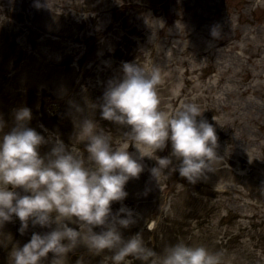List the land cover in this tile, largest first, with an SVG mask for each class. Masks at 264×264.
Instances as JSON below:
<instances>
[{"label": "rangeland", "instance_id": "1", "mask_svg": "<svg viewBox=\"0 0 264 264\" xmlns=\"http://www.w3.org/2000/svg\"><path fill=\"white\" fill-rule=\"evenodd\" d=\"M214 24L222 38L211 36ZM125 61L161 67V110L173 114L197 102L216 125L220 158L196 183L178 170L153 178L154 149L124 137L128 126L90 107L103 102ZM24 105L32 109L29 126L48 141L41 154L58 137L87 158L78 122L92 114L115 147L142 159L145 170L126 184L129 195L112 204L114 212L122 204L135 210L136 222L121 229L125 238L142 232L157 251L183 240L224 250L225 264H264V0H0L4 131ZM171 152L169 141L156 155ZM21 223L14 216L0 228V264H12L13 248L33 232L51 230L29 221L22 233ZM74 253L86 254L83 264H112L109 252L84 244L68 253V264H80L70 260Z\"/></svg>", "mask_w": 264, "mask_h": 264}, {"label": "clouds", "instance_id": "2", "mask_svg": "<svg viewBox=\"0 0 264 264\" xmlns=\"http://www.w3.org/2000/svg\"><path fill=\"white\" fill-rule=\"evenodd\" d=\"M210 34L222 38L220 25L214 24ZM162 79L159 65L148 71L137 62L125 61L122 75L108 81L103 102L90 107L98 106L104 119L128 126L124 137L154 149L153 178L178 170L194 184L220 158L216 125L203 117L205 109L197 102H185L173 114L161 110ZM32 115L29 106L18 107L14 126L4 131L7 122L0 114V228L15 216L22 222V233L30 220L51 230L33 232L23 246L14 247L12 264H43L50 252L51 264H68V253L81 244L96 254L109 252L112 264H131L133 258L142 264H225L228 254L205 244L178 240L157 251L142 232L125 238L121 229L136 222L135 210L122 204L114 212L112 204L129 195L126 184L145 170L142 159L128 148L115 147L112 132L92 114L78 122L77 135L87 141V158L58 137L50 151L41 154V145L48 141L29 126ZM169 141L171 154L156 155ZM96 226L101 230L96 231Z\"/></svg>", "mask_w": 264, "mask_h": 264}]
</instances>
